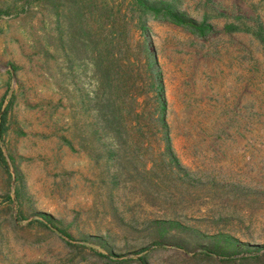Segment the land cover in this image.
<instances>
[{
  "label": "rangeland",
  "instance_id": "1",
  "mask_svg": "<svg viewBox=\"0 0 264 264\" xmlns=\"http://www.w3.org/2000/svg\"><path fill=\"white\" fill-rule=\"evenodd\" d=\"M150 1L213 30L131 0H0V264H264V0ZM108 59L117 84L133 77L115 97L122 139L95 107Z\"/></svg>",
  "mask_w": 264,
  "mask_h": 264
},
{
  "label": "trees",
  "instance_id": "2",
  "mask_svg": "<svg viewBox=\"0 0 264 264\" xmlns=\"http://www.w3.org/2000/svg\"><path fill=\"white\" fill-rule=\"evenodd\" d=\"M133 1L137 7H139L143 11H151L155 17H159L162 19H166L174 24L179 26H183L190 30L192 33L205 36L213 27L211 25H207L206 23H199L198 21L190 18L185 13L176 10L171 4L164 1H150V0H131ZM139 24L143 31H147L148 27L144 23V21L139 19ZM227 30H236V24L228 23L226 25ZM152 43L149 38L146 39L144 44V57L146 59L147 70L149 73V78L151 80L150 87L154 90L155 99L158 105V120L161 122L162 127L164 129V139H165V148L168 154H171L172 158L177 160V156L173 152L169 125L166 119V105L167 100L165 96V87L161 69L159 67V62L154 51L151 49ZM107 47V45H106ZM112 49V48H111ZM125 52H129V47L126 46L123 48ZM122 49V52H123ZM107 53H111V50H107ZM115 62L108 60L97 61L95 63L96 68V77H97V88L98 90H103V93L106 95L104 102L97 99L95 103V107L97 112L100 114L102 119V126L100 127V131L103 133H109L112 137H118L122 139L123 133L121 131L120 124L122 123V109L117 106L115 97L119 94V91L122 88V84L124 87L128 88V82L133 78L132 74L125 69L122 73L121 84L114 80L113 74L115 73ZM86 98L91 102L88 96ZM134 103H138V99L136 96L133 97ZM134 120H138L140 122L141 115L143 112L135 111L133 112ZM156 113V114H157ZM124 121V120H123ZM178 161V160H177ZM42 220L39 222L43 225L60 227L57 219L46 213L41 214ZM65 232V231H63ZM71 237V235L69 234ZM99 256H103L106 258H110V255L104 254L102 252L96 253ZM144 264L146 262L144 261Z\"/></svg>",
  "mask_w": 264,
  "mask_h": 264
}]
</instances>
